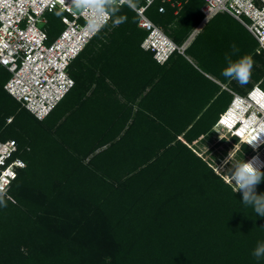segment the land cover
<instances>
[{
  "label": "trees",
  "instance_id": "trees-1",
  "mask_svg": "<svg viewBox=\"0 0 264 264\" xmlns=\"http://www.w3.org/2000/svg\"><path fill=\"white\" fill-rule=\"evenodd\" d=\"M172 1L178 14L156 0L146 15L182 45L204 1ZM103 4L111 21L74 61L75 87L47 119L11 97L0 73V142L16 141L27 163L0 206V264H264L252 255L264 217L197 146L217 134L233 93L264 89V51L225 13L230 24L217 15L187 49L196 65L179 53L161 65L142 48L136 11ZM54 22L52 39L63 29ZM226 54L253 59L246 85L221 75ZM253 153L242 144L239 158Z\"/></svg>",
  "mask_w": 264,
  "mask_h": 264
},
{
  "label": "built area",
  "instance_id": "built-area-1",
  "mask_svg": "<svg viewBox=\"0 0 264 264\" xmlns=\"http://www.w3.org/2000/svg\"><path fill=\"white\" fill-rule=\"evenodd\" d=\"M103 1L128 5L124 0H79L75 5L72 0H0V73L6 70L10 74L4 89L38 120L47 119L75 87L70 72L74 61L111 21V13ZM155 1L146 0L145 5L132 9L140 17L139 26L148 33L142 47L155 52L160 64L173 53L190 60L187 49L213 18L225 13L257 40L258 51H264V0H203L202 21L182 45L176 44L161 26L147 17L146 11ZM162 3L160 13L166 12L167 3L179 8L176 14L182 7L172 0ZM55 20L63 29L57 30V36L52 39L50 27ZM233 94L230 110H235L236 103H246V98ZM230 110L220 120L224 126L228 124ZM18 152L16 141L0 142V187L5 189L4 196H8L20 170L27 167L26 161L16 156Z\"/></svg>",
  "mask_w": 264,
  "mask_h": 264
},
{
  "label": "clouds",
  "instance_id": "clouds-1",
  "mask_svg": "<svg viewBox=\"0 0 264 264\" xmlns=\"http://www.w3.org/2000/svg\"><path fill=\"white\" fill-rule=\"evenodd\" d=\"M77 3H79V0H72L73 5ZM124 3H127L131 8H135L134 0H124ZM122 22V20H119L117 23L119 24ZM238 51L239 50L236 48V46L233 45L232 54H235ZM153 53L155 55V52ZM173 54H171L170 57ZM232 54L225 55L226 67L221 70V75L227 80H235L241 86L246 85L251 78L254 61L251 56L248 55H244L236 60H233ZM168 60L166 62H168ZM165 63L161 65H164ZM256 89H259L264 94V89L259 84H257L254 89L246 96L238 94L243 98H246V103L241 105L244 107L243 113L236 114V110H230L233 104L232 102L229 109L221 115L215 129L218 130L216 135H219L221 131H225L227 132V135L231 136V138L237 137L241 145L247 144L253 150L254 153L248 157L247 162L243 159L240 162L232 165L230 173L227 174V178L231 181H228L225 176L223 177L226 182L237 186L238 191L242 193L241 201L245 206L251 207L257 216L264 217V194H257L256 192L257 185L260 184L262 180H264V172H262L264 169V159L262 157L263 162H261L257 156L258 154H256V151H259L258 149L261 151L264 150V108H261L260 106L251 102V99L253 100V91ZM253 106H255V108ZM229 110L230 114L227 115L229 121L228 124L224 126L220 120L222 119V116L229 112ZM257 110H259V113L256 112ZM254 118H256V120ZM254 120L256 121L255 124L257 131H255L254 135H250L248 139L245 134H241V131L247 127V125L251 126V123ZM251 130L252 128H250V131ZM246 131L249 130L246 129ZM224 138H226V136ZM224 138H222V140ZM4 195L5 189L0 187V206L6 207L7 204L5 203ZM9 199H11V197H9ZM12 202L15 203L14 200ZM252 255L257 259L264 258V242L257 244V246L252 251Z\"/></svg>",
  "mask_w": 264,
  "mask_h": 264
},
{
  "label": "rangeland",
  "instance_id": "rangeland-1",
  "mask_svg": "<svg viewBox=\"0 0 264 264\" xmlns=\"http://www.w3.org/2000/svg\"><path fill=\"white\" fill-rule=\"evenodd\" d=\"M225 15L224 14L219 15L217 17L216 21L227 22L228 24H230L231 19ZM53 23H54V25L57 24L56 22H53ZM59 25H60V23H59ZM225 136H226V138H224ZM222 138H224L223 141H222ZM197 146L199 149V153L201 155H204L206 159L212 158L213 160H215L212 163H213V165H216L217 172L219 174L222 173L226 178H227V174L230 172V170L232 168V165L240 162L245 157L248 159V157L250 156L247 154L246 156H242V158L240 159L239 154L241 152V143L240 142L236 143L234 140H232L230 135H227V132H225V131H221V133L219 135L215 134L210 140H208L202 144H198ZM211 149H215L214 152L208 153V151H210ZM258 152L259 153H256V154H258L257 156L259 157V160L261 162H263L262 157L264 159V150H262V151L259 150ZM228 181H231V180L228 179ZM235 187H236L235 190H237V186H235Z\"/></svg>",
  "mask_w": 264,
  "mask_h": 264
},
{
  "label": "bare ground",
  "instance_id": "bare-ground-1",
  "mask_svg": "<svg viewBox=\"0 0 264 264\" xmlns=\"http://www.w3.org/2000/svg\"><path fill=\"white\" fill-rule=\"evenodd\" d=\"M252 96H253V100L251 99V102L255 103L256 105L260 106L261 108H264V94L259 89H256L253 91ZM243 109H244L243 106H241L239 103H236V105H235V110H236L235 113L236 114L243 113ZM232 113H233V111H232ZM254 119L256 120V118H254ZM255 120L251 123V126L247 125V127L242 129V131H241V134L242 135L245 134L248 139H249L250 135H254L255 131H257ZM250 128H252L251 131H250ZM246 129H248L249 131H246ZM258 150H260V149H258ZM256 153H259V152L256 151Z\"/></svg>",
  "mask_w": 264,
  "mask_h": 264
},
{
  "label": "crops",
  "instance_id": "crops-1",
  "mask_svg": "<svg viewBox=\"0 0 264 264\" xmlns=\"http://www.w3.org/2000/svg\"><path fill=\"white\" fill-rule=\"evenodd\" d=\"M190 61H191L194 65H196L191 57H190ZM214 80H215V79H214ZM217 131H218V130H217Z\"/></svg>",
  "mask_w": 264,
  "mask_h": 264
}]
</instances>
